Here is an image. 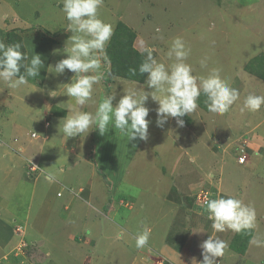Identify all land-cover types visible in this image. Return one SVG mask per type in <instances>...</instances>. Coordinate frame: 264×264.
<instances>
[{
	"label": "rangeland",
	"instance_id": "obj_1",
	"mask_svg": "<svg viewBox=\"0 0 264 264\" xmlns=\"http://www.w3.org/2000/svg\"><path fill=\"white\" fill-rule=\"evenodd\" d=\"M23 1L25 5L31 7L34 4L33 13L30 14L32 21H22L19 29L15 31L16 35L21 38L23 52L28 56L32 49L38 51L34 49L32 43L50 45L49 52L41 51L43 54L39 55L42 56L44 65H46L45 59L47 60L48 73L53 75L55 72L48 66H54L56 62L66 58L63 48L71 35V32L66 30L68 21L61 10L62 0ZM234 1L103 0L98 9L99 18L111 23L113 31L117 23L122 22L135 34L134 49L142 54L145 47L149 48L159 62L171 63L166 53L174 38H182L189 50L187 63L192 65L193 75H206L213 68L219 69L221 79L239 91V99L224 114L209 112L204 103L206 98L202 94L197 101V109L182 117L184 121L186 120L183 127H178L175 118L172 117H169L162 127H158L155 113L158 105L149 97L145 105L150 109L147 117L150 123L146 141L139 138L128 141L112 123L109 124V130L104 135H100L93 127L88 133L66 138L60 131L58 123L60 118L69 114L68 106L75 103L71 97L66 95L63 99L60 97L64 95V84L74 75L67 69L59 75L60 78H57L59 84L61 81V86L53 87L50 91L48 89H51L53 83L45 80L41 86L43 90L38 87V92H33L34 88L23 85L14 89L16 99L0 95V100L3 99V103H8L6 104L8 109L17 107L19 117L12 131L3 132L4 127L0 123L2 140L8 144L12 142L16 144L14 147L11 146L12 152L22 156L23 149L20 146H28L38 152L43 138L52 139L49 140L50 147L46 148L45 152L51 156L54 155V151L61 152L60 156L61 158L63 156V159H59L62 161L59 165L66 170L65 177L72 183L68 189L64 187L61 189L58 182L48 184L44 178L35 183L43 177L42 173L28 177L26 164L28 160L26 159L23 164L20 171L21 181L31 185L35 183L36 196H47L49 200L51 211L46 216V227L42 232L47 239L50 237L54 243L61 240L58 235L65 231L66 226L61 220L64 219L65 212L60 207L65 200L70 199L69 189L74 191L73 189L79 185L81 188L78 191L87 193L91 197L88 201L97 210L96 214L101 215L100 221L104 229L113 226L114 230H117L126 226L134 232L137 230V224L138 227L149 225L153 219L154 230L151 233L155 240L159 241L165 235L166 241L177 247L190 234L198 239L201 237L203 241L209 236H214L225 240L228 245L237 246L242 251L248 247V242L244 243L243 236L249 237L250 240L254 232L257 239L253 241L255 247L251 248L249 254L256 258L264 255L261 247L264 244L260 246L257 243L264 242V105L255 112L248 110L241 112L244 93L245 96L249 94L264 96V80L253 75L258 71L264 76V67L255 69L256 65L261 63L259 57H264L263 54L259 55L264 52V14H262L264 0L263 3L262 0H255V5L248 6L250 10L236 7ZM4 11H8V6L0 8V13ZM45 25L48 29L55 30L51 34L58 35L59 39L50 40V33H46L43 27ZM5 30L11 29L8 27ZM253 43H256V46ZM255 58L258 60L257 64L252 66L253 70L247 71L251 62L244 66L245 70H241L243 65ZM201 61H205L204 65ZM42 68L38 77L42 74ZM144 82L136 83L113 77L109 72L99 84L93 86L92 98L81 110L94 114L98 103L105 96L112 94L116 96L113 100L115 106L120 97L132 88L142 90L144 87L145 91H151ZM46 90H48L45 94L47 102H44L43 106L40 95ZM25 96H28V100L32 103V110L30 107L26 110L21 108L24 103L20 98ZM47 104L49 107H57L61 113L55 115L53 110L51 113L56 118L49 119L44 110ZM5 108L0 109V117L6 111ZM7 116L6 113L3 118ZM13 130L20 133L21 137H14ZM50 130H53V134L47 137ZM32 134L36 137L32 138ZM28 138L32 141H28ZM9 149L7 150L10 151ZM242 155H245L246 159L243 164H239L237 159ZM37 164L41 169L39 163ZM59 167L57 166V169ZM59 182L64 184V181ZM57 191L60 194L58 197L65 192L68 196L58 198ZM197 195L202 198L205 195L209 199L233 196L241 199L245 204H251L256 212L254 230H248L249 232L246 231L244 234L243 232L235 234L231 230L215 232L212 221L208 219V213L205 207L200 205ZM170 196H175L176 201L173 204L174 213L171 218L169 215L166 216L169 214L166 212L169 211ZM120 200L123 202L121 206H119ZM124 203L126 205H123ZM127 206H132L133 210L130 211ZM145 211H148L149 216L145 215ZM32 213L34 214L31 216V223L26 227L28 229L26 235L28 232L33 237L32 242L27 244V248L20 245L15 249L11 250L13 247H10L0 252V264L5 263L3 256L9 259L17 252L20 254L25 251L28 257L35 253L33 243L36 237L35 230L40 223L38 220L40 215L37 210H33ZM104 215H106L105 219H103ZM0 219L5 221L7 214H1ZM14 224L18 229L20 226L24 227V223L20 221ZM12 225L8 227L11 228ZM112 235L110 234L109 237H114ZM18 239L16 237L15 241L17 242ZM106 239L107 243L112 244L111 258H114L115 253L118 252L120 257L127 259L129 254L126 249L133 253L128 244L124 245L125 238L111 240L106 237ZM49 243L52 245L51 241ZM149 245L153 246L151 243ZM154 249L156 250V247ZM18 256L23 258L21 255ZM52 260L48 259V262ZM159 260L160 257L153 256L154 264ZM34 261V258L28 259L29 264H34ZM56 261H58L55 262L56 264L79 263H68L58 258ZM125 263L126 260L122 264ZM256 263L248 262V264ZM222 264H235V262L232 258H227ZM237 264H244V261L239 260Z\"/></svg>",
	"mask_w": 264,
	"mask_h": 264
},
{
	"label": "clouds",
	"instance_id": "obj_2",
	"mask_svg": "<svg viewBox=\"0 0 264 264\" xmlns=\"http://www.w3.org/2000/svg\"><path fill=\"white\" fill-rule=\"evenodd\" d=\"M102 3L103 0H62L61 10L68 21L66 30L71 35L63 48L66 58L48 67L55 74H63L66 69L74 74L64 84V95L71 97L75 103L68 106L69 114L58 123L66 138L88 133L93 127L100 135H104L112 123L128 141L137 138L146 141L150 109L145 105L149 97L158 105L155 109L158 127H162L169 117L175 118L178 127H183L185 121L182 117L197 109V101L202 94L206 98L204 103L208 111L217 114L228 112L239 99V91L221 79L219 69L213 68L206 75H193L192 65L187 63L189 50L182 38L176 37L166 53L171 63L159 62L149 48L143 49L144 59L138 70L141 74H147L144 84L151 91H145L144 87L142 90L129 89L115 106V94L107 95L98 103L94 114L82 111L81 108L92 98L93 86L110 72L106 45L113 35V25L99 18L98 9ZM204 63L201 61L202 65ZM42 67L44 64L39 54L29 57L21 51L19 43L6 44L0 41V80L8 87L15 89L28 84L29 78L39 76ZM129 71L135 75L137 70L132 68ZM262 105L264 96L249 94L244 98L241 112H255ZM40 170L45 181L57 182L55 173L46 172L44 168ZM204 207L215 232L231 230L240 233L254 227L255 208L241 199L220 196L208 199ZM149 235L147 229L135 233V247L145 248ZM199 247L202 249V260L196 264H217L216 258L224 255L228 243L219 237L209 236Z\"/></svg>",
	"mask_w": 264,
	"mask_h": 264
},
{
	"label": "crops",
	"instance_id": "obj_3",
	"mask_svg": "<svg viewBox=\"0 0 264 264\" xmlns=\"http://www.w3.org/2000/svg\"><path fill=\"white\" fill-rule=\"evenodd\" d=\"M255 3H256L255 0H235L234 1V4L236 5V7L241 8L243 10L244 9L250 10L248 6H253L255 5ZM261 3H263V0ZM5 6H8V11L6 12L4 11L0 13V41H3L4 43H6V33L9 32L5 29L10 27L11 30H14V29L16 30V29H19V25L23 23L22 21L25 20V21L31 22L32 17L30 16V14H32L34 10V7H33L34 4L32 7L30 5H25L23 0H6V1L0 0V8H4ZM262 14H264V9H263ZM10 22H15V23L12 24ZM8 23H10V26ZM43 27L46 29V33L48 34L55 32V30L53 29H48L46 25ZM50 34H49V36H51L49 37L50 40L59 39L58 35L56 36V34L55 35L54 34L50 35ZM50 40H49V43H50ZM253 44H255L254 46H256V43H253ZM32 45L34 49L36 48L38 51L33 50V49L32 51H29L30 52L29 57H31V55L33 54H43L41 51L49 52V49H50L49 44L45 45L44 43H36V44L32 43ZM262 52L259 55L261 54L264 55V52L263 53ZM41 59H42V56H41ZM251 59L245 65H243V68L241 70H245L246 67L244 66H247L248 63L251 61ZM45 62L47 65L46 59H45ZM46 65H44V68H42L41 70L42 74H40V77L29 78L28 84H26L27 87L34 88L33 92H38L39 88L45 83V80H50V82L53 83L51 89H48L49 91L52 90L53 87L61 86V81L59 84L57 80V78H60L59 75L61 74L50 75L48 73ZM251 77H254V76L251 75ZM259 82L261 83V80H259ZM41 90H43V87H41ZM48 90H46L45 92L42 93V95H40L41 104H43V106H44V102H47L46 100L47 96L45 94H47L46 92H48ZM15 94L16 93H14V88L8 87L7 84L3 80H0V95L1 96L5 95L10 99L12 98L16 99ZM245 95L246 93L243 94V99L246 97ZM60 97H62L63 99L65 98V95L62 94V96ZM20 99H22V102L24 103L21 105V108L23 110H26L29 107L31 108L30 110L33 109L32 107L33 105L28 100V96L21 97ZM3 101H4L3 99L0 100V109L2 108L1 110H3V108L6 107V104H8V103H3ZM52 107H49V104H47V107H46L47 110L44 107V110L47 113V116L49 119H52V118L54 119L56 118L55 115H58L61 113L60 109H58L57 107H54L55 108L54 109ZM16 108L17 107H15L14 109H8V107H6L5 108L6 111H4V113L0 117V123L4 127V130H2V127H1V130L3 132H7L8 130L12 131V128L14 129L17 123V120H19ZM53 110H55V115L51 113L53 112ZM6 113L8 114V116L6 118H3ZM52 132L53 130H50V132L47 133L48 134L47 137L50 134H53ZM13 133H14V137H21L20 133L14 130H13ZM2 136H3V133H2ZM49 138H51V136ZM49 140L52 141V139L47 140L43 138V143L40 145L41 149H39L38 152L35 151V149H31L30 147L28 148V146L26 147L24 145L22 146L18 145L22 147L23 149L22 156L12 152L13 149L11 148V146L14 147L16 144H14L13 142L11 144H8V142L3 141L2 138L0 140V215L7 214V219L5 221L0 219V252H3L5 249H9L10 247H13L11 248V250L15 249L19 247L20 245H21L20 247L24 246L25 248H27V244L29 245L30 242H32L33 237H31L28 232L26 235V231H28L26 227H28L31 223V216L34 214L32 213V211L37 210V213H39L40 215V218L38 219L40 220V223L35 230L36 237L33 243L36 251L33 255H30L31 258L35 259L34 264H56L55 262H58L56 261L57 258L62 259L68 263H71V262L78 263L79 262L80 264H102V263L122 264L124 260H126L125 264H152V263L154 264V262L152 261L153 256L160 257L161 259L159 261H155L156 262L155 264H163V263L164 264H167V263L168 264H196V262H199L202 260V255H201L202 249L199 247V245L203 242V240L200 239L201 237H199L198 239V237H195V235L190 234L188 235L189 237H186L185 241L179 245V247H175L174 245H172V243L170 244V242L168 243L166 241L165 235L161 238V240L159 241L155 240L152 236V233L154 230L153 219H151L152 221L151 223H149V225H145V226L142 225L138 227V224H137L136 225L137 230L134 232L126 226L124 228L119 227V229L117 230H114L113 226H112L113 228L107 227L104 229L100 221L102 220L100 217L101 215H99V213H97L98 215L96 214L97 210L90 204V201H88L91 197H89V194L87 195V193L78 191V189L81 188L79 187V185L73 189L74 191H71L72 189H69L70 199L65 200L60 207V209L62 208V211L65 212V217L64 219H61V220L64 221V224L66 226L65 231L61 232L58 235V237H60L61 240L58 241L57 243H54L50 239V237L47 239L46 236L42 234V232L44 230V227H46V222H47L46 216L51 211V208H49L50 207L49 200L47 196L37 197L35 189H34L35 183L43 179V177L36 180L35 183L31 185V184L21 181L20 171L26 159L32 160L36 163H39V166L41 168H44V171L46 172L50 171L52 173H55L59 181H64V184H62V182L57 181L58 186L61 189L63 187L64 189L69 188L68 186L72 183L70 182V179L68 180L65 177L66 170H64V168H62V166L59 165L60 162H62L60 160L63 159V156L62 158L60 156L61 152L59 153V151L57 152L54 151L53 156L46 154L45 152V149L50 147L51 142ZM28 141H32V140L28 138ZM52 145L54 146L53 143ZM6 148L7 149L10 148L11 150L9 149L10 151H8ZM50 149L53 150V148H50ZM57 166H60V167L57 169ZM45 182L48 183L47 181ZM58 193L59 192L57 191L56 197H58L57 196ZM67 196L68 194L67 192H65L64 194H62L61 197H58V198H66ZM86 200L87 202H89L88 204ZM169 201H170L169 202L170 205L168 204L169 211L166 212L169 214H166V216L169 215V218H171L174 213L173 204L176 202L175 196H170ZM83 202H86L87 205L84 204ZM122 203H123L122 200H120L119 206H121ZM123 205H126V203H124ZM132 206H127L130 211L133 210ZM47 209H48V212H47ZM41 212H44V213L40 214ZM147 212L148 211H145L144 213L145 215L149 216V213ZM105 218H106V215H104L103 219ZM16 221L23 222L24 227L20 226L18 229V227H16L17 225L14 224ZM9 225H12V227L11 228L8 227ZM139 228L141 230L147 229L150 233L148 245L142 249H137L135 247V241L133 239V236L135 235V233H137L138 231H141L139 230ZM167 228L169 227L167 226ZM253 228L251 230H254ZM120 229H123V231H121ZM259 230L260 228L257 229L258 232ZM246 231L248 230L242 231L243 234ZM110 234H113L112 236L114 237L110 238L109 237ZM16 237L19 238L17 242L15 241ZM106 237L111 240H123L125 238L126 240L124 242V245L128 244V247H130L133 250V253H131V250L128 251V249H126L127 253L129 254L127 259H125V257H120L118 255V252L117 254L114 252L115 256L114 258H111L110 250H111L112 244L107 243ZM243 237L245 238V236ZM255 237H256V234H254L253 232V236L250 237V240L248 239L247 241L248 247L244 251H242L241 249H238L237 246H233L229 244L228 248L225 250L224 255L222 257L216 258L217 264H222L223 261L227 258H232L235 264H237L239 260L244 261V264H248V262L250 261L257 262L256 264L258 263L264 264L263 262L264 255L261 256L260 258L258 257L256 258V257H252L249 254L251 248L255 247L253 246L255 243V242L253 243V241L254 240L256 241L257 239V238L255 239ZM28 239L30 241H28ZM49 241H51L52 245L49 243ZM149 243L153 244V246L151 247ZM257 243L260 246L264 244V242H261V241ZM155 247H156V250L154 249ZM261 247H263L262 249L264 251V246H261ZM18 255H21L23 258L19 257ZM15 256L11 255L9 259L7 256L5 257L3 256L2 259L5 262L4 264H29L28 259H30V257H28V255H25V251L20 252V254L17 252ZM48 259H51V260L56 259V260L55 261L52 260L48 262Z\"/></svg>",
	"mask_w": 264,
	"mask_h": 264
},
{
	"label": "trees",
	"instance_id": "obj_4",
	"mask_svg": "<svg viewBox=\"0 0 264 264\" xmlns=\"http://www.w3.org/2000/svg\"><path fill=\"white\" fill-rule=\"evenodd\" d=\"M15 31L16 30H11L6 33V44L19 43L21 45V51L23 52L24 47L22 44V40L16 35ZM134 40L135 34L122 22H118L113 31V35L106 47L107 56L110 60V73L113 77H118L136 83H143L146 79L147 74L139 73L138 69L144 57L134 49ZM259 59L261 60V63L259 64H257L258 58L251 60V64L248 63L250 65L248 66L247 71L253 70L252 66H255V64H257L255 69H257L258 67H264V57L261 56L259 57ZM132 68H135L137 70L135 75H133L129 71V69ZM21 72L23 73V69H21ZM255 73L256 74L253 73L254 76H257L260 79L264 80V76H261L258 71H256ZM248 239L249 237L247 238L246 236L244 238V241L247 242Z\"/></svg>",
	"mask_w": 264,
	"mask_h": 264
},
{
	"label": "built area",
	"instance_id": "obj_5",
	"mask_svg": "<svg viewBox=\"0 0 264 264\" xmlns=\"http://www.w3.org/2000/svg\"><path fill=\"white\" fill-rule=\"evenodd\" d=\"M31 137L32 138H35L36 137V135L35 134H32L31 135ZM245 159H246V157H245V155H242V156H240L237 160H238V163L239 164H243L244 162H245ZM30 161H32V160H28L27 161V176L29 175V176H38L40 173H41V170L39 169V167H38V164L36 163V162H34V161H32V163H30ZM33 165H35L36 167H34ZM28 176V177H29ZM60 194L58 193L57 194V196H59ZM197 199H199L198 201H199V203H200V205L202 206V207H204V205H205V203H206V201L209 199L207 196H205L204 195V197L202 198V196H200V195H197Z\"/></svg>",
	"mask_w": 264,
	"mask_h": 264
}]
</instances>
